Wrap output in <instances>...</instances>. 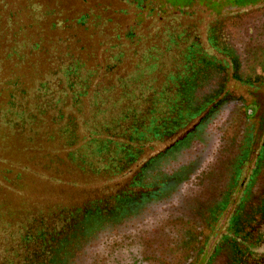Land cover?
Wrapping results in <instances>:
<instances>
[{
  "label": "trees",
  "instance_id": "16d2710c",
  "mask_svg": "<svg viewBox=\"0 0 264 264\" xmlns=\"http://www.w3.org/2000/svg\"><path fill=\"white\" fill-rule=\"evenodd\" d=\"M144 1L80 11L29 0L24 12L36 33L19 38L17 11L0 0V164L92 191H79L69 206H20L15 221L0 219V264L86 259L126 200L154 196L210 137L201 164L176 178L180 187L160 191L153 212L144 206V243L183 221L191 229H182L183 255L171 264H264V129L245 110L264 94V4L202 23L190 10H145ZM235 122L239 133L226 137ZM45 149L68 154L79 171L58 174L7 156ZM11 171H0V194L21 197L29 191Z\"/></svg>",
  "mask_w": 264,
  "mask_h": 264
},
{
  "label": "rangeland",
  "instance_id": "374dc122",
  "mask_svg": "<svg viewBox=\"0 0 264 264\" xmlns=\"http://www.w3.org/2000/svg\"><path fill=\"white\" fill-rule=\"evenodd\" d=\"M9 2L12 3V8L17 11L13 34L19 38L33 37L34 33H36V19L31 14L24 12V8L27 7L29 0H9ZM60 2L61 5L68 10L82 11L88 8L99 10L102 7H106L110 11H113L120 7L117 0H60ZM144 3H147L145 10H147L150 4H152L159 14H163L162 12L166 9L169 12L176 9L190 10L195 14L194 16L201 20L202 23H208L232 13L253 9L264 4V0H145ZM151 15L152 16L147 21L154 22V11ZM147 21L144 22L145 33H147ZM128 23L131 25V21ZM147 63H152L150 58ZM160 69L161 68H157L152 74V79H154L156 84H159L163 78V69ZM9 72L11 75L13 74L12 71ZM16 75L22 78V72ZM3 94V96L6 97L7 91H4ZM258 102L259 106L257 109H255L253 105H250L246 107L245 110L247 114L255 117L254 122L256 125L260 129H264V94L259 96ZM238 133L239 123L235 122L231 127L230 125L227 126L225 136L234 137L237 136ZM7 156L15 159H19L20 156L31 158L48 171L70 176L76 174L79 171L80 166V162L73 160L68 154L56 153L53 152L52 149H45L42 153L35 151H9ZM13 168L14 167L8 165V163L0 164V171H6L8 169L12 170L11 172L14 179L19 185L27 188L29 192L21 197L0 194V219L5 222H13L17 219L20 206L27 211H50L59 206L75 204L76 201L70 199L79 191L82 193L86 192L88 195L92 192L89 191L90 188L80 187L77 184L60 182L58 180H40L31 176H26L23 173L21 174L17 168ZM225 221L226 214L221 218L220 226L224 225ZM186 227L191 229L188 223L177 221L173 225L167 227L165 233H168L165 236L163 235V237L158 238L157 241L154 242L153 240L146 241L144 243V264H171L178 262L183 255L180 250L181 231ZM214 242L215 237L209 240L202 259L206 258L210 253Z\"/></svg>",
  "mask_w": 264,
  "mask_h": 264
},
{
  "label": "flooded vegetation",
  "instance_id": "af4514ba",
  "mask_svg": "<svg viewBox=\"0 0 264 264\" xmlns=\"http://www.w3.org/2000/svg\"><path fill=\"white\" fill-rule=\"evenodd\" d=\"M207 141L201 155H196L190 165L180 168L173 175L165 178L161 187L156 190V196L152 195L147 200H144V196L139 200H126V211L123 216L117 215L121 219L114 222L108 229H99L97 237L95 236L94 239L96 243L98 240L100 243H97L92 249L88 248L90 251L86 259H80L74 264H144V206L153 212L161 197L160 191L172 186L180 187V182L176 178L186 175L190 169L201 164L214 144L212 137Z\"/></svg>",
  "mask_w": 264,
  "mask_h": 264
}]
</instances>
